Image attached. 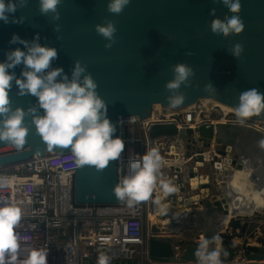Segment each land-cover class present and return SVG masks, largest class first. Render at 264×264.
I'll return each instance as SVG.
<instances>
[{
  "label": "water",
  "instance_id": "water-1",
  "mask_svg": "<svg viewBox=\"0 0 264 264\" xmlns=\"http://www.w3.org/2000/svg\"><path fill=\"white\" fill-rule=\"evenodd\" d=\"M17 4L16 11L9 14V22L0 21V59L5 58L7 50L18 46L9 43L14 32L29 41L38 33L40 43L57 48L58 55L50 68L62 66L63 72L71 76L75 62L79 61L85 66V73L94 78L96 91L106 102L107 115L116 125L114 135L123 136L122 120L126 117H151L156 103L161 104L164 112H178L193 108L200 99L213 98L235 108L241 91L257 88L264 93V0H241L238 15L243 20L244 30L226 37L212 34L210 9L214 8L222 21L233 13L220 4H213L212 0H130L118 14L107 11V0H60L58 19H54L51 12L42 14L39 0H27V3L17 0ZM12 16L23 17V21L14 23ZM109 19L115 23L116 32L111 46L105 47V38L97 33L95 25ZM236 42L243 45L238 57L231 52ZM178 62L190 65L193 73L171 92L165 83L173 78L172 66ZM20 70V65L12 69L17 75ZM206 88L211 91L206 93ZM175 92L182 93L184 100L173 107L166 97ZM9 96L12 109L21 107L25 110L23 122L28 132L25 144L19 150L7 141H0V167H9L51 152H71L69 147L47 149L33 123V116L43 113L35 96L19 95L14 81ZM31 107L36 108L35 113L28 111ZM247 118L264 121V110ZM216 127L217 133L209 122L185 130H179L174 123L156 122L150 125L149 137L154 140L164 136L169 138L168 144L174 145L175 136L193 144L195 136L199 144L197 158L204 161H208L210 156H203L201 152L204 147H211L214 141L215 146L222 145L216 151L223 156L225 163L242 167L240 157L232 156L233 152L240 154L236 140L242 125L221 122ZM261 135L264 136L259 133L258 138H263ZM215 166L221 168L222 162H216ZM121 175L122 152L103 169L98 170L89 164L76 167L75 202L89 205L122 202L113 192ZM193 176L199 174L191 168L190 177ZM211 205L206 203L207 207ZM214 205L221 206V201H215ZM155 209L156 204L153 203L152 211ZM254 215L256 218L264 217L261 212ZM167 216L172 217V212H166L163 217ZM242 218L245 221L243 232L249 221V230L257 226V221L251 217L240 215L229 225H238ZM151 231L157 233L159 229L153 224ZM214 236L217 235L213 228L205 233V238ZM222 236L231 238L226 234ZM197 245L196 242L186 244L181 260H197L194 255ZM247 250L253 251L250 254L252 259L264 258L258 248L249 246ZM149 254L155 261L176 260L172 257L171 242L156 235H152L149 241Z\"/></svg>",
  "mask_w": 264,
  "mask_h": 264
},
{
  "label": "built area",
  "instance_id": "built-area-1",
  "mask_svg": "<svg viewBox=\"0 0 264 264\" xmlns=\"http://www.w3.org/2000/svg\"><path fill=\"white\" fill-rule=\"evenodd\" d=\"M215 112L221 114L219 108L200 99L193 108L183 111L164 112L163 109L153 108L151 117L147 119L129 116L122 120V138L125 146L122 151L121 176L131 174V169L128 168L130 159H139L151 148L159 151L162 163L169 168L166 174L163 173V168L160 169L161 174L158 175L152 191L155 196L150 193L147 200L131 207L125 201L92 205L76 203L74 190L78 166L71 152H51L43 157L35 156L9 167H0V176L10 177L13 181L10 187L0 190V194L21 201L23 209L21 220L17 225L21 257L26 255L31 247H43L47 250L48 264H97L100 253L110 257L109 264H198L197 260H181L186 246L181 244H171L172 257L176 260L155 261L149 254V241L152 235L167 240L185 239L182 233L186 228H197L200 232L192 239L199 243L200 238L205 237L207 230L213 228L219 237L221 264H264V258L252 259L250 254L253 251L247 250L249 246L255 247L259 249V253L264 254L262 243L264 217L256 218L254 213L250 214L251 220L257 221V226L249 230V221L244 232L243 218L238 225H229L238 214H232L231 209L228 208L222 177L230 174L236 166L223 161V156L217 153V148H214V141L213 148L208 151L202 150L203 156L206 154L210 156L208 161H204L197 158L199 144L195 136L193 139L196 151L188 159L180 158V154L183 156L185 152L179 150L186 147V142L177 136L174 145L168 144L169 138L164 136L154 140L149 137L152 123H174L179 130H185L213 120L253 124L264 133V121L244 118V122L241 123L237 116L226 119L229 113H222L219 119H215L212 117ZM163 151L176 157H165L161 154ZM238 157H241V154ZM166 159H171L174 164L167 165ZM191 159L195 160L192 164L189 162ZM199 161L202 163L201 166L196 165ZM216 162H222V167H216ZM205 163L211 164L218 170L216 182L221 186L224 198L217 199L214 195H210L208 191L210 175L205 174L208 182L198 184L203 189L200 198L189 204L186 202V191H183V188L192 179L190 169L203 176L201 170ZM168 179H171L170 183L175 186L176 191L164 195L159 181ZM157 187L159 194L156 192ZM157 200L159 204L156 203ZM217 200L221 201V206L214 205ZM208 202L212 204L210 207L206 206ZM153 203L156 204L155 212L152 211ZM168 203L169 206H166ZM162 208L165 210L161 211ZM168 211L172 212V217H163ZM152 216H155L156 222L151 219ZM166 219L169 221L164 223ZM153 224L159 229L157 233L151 231ZM225 234L230 235L231 238H224L222 235ZM104 238H107L106 242ZM216 246L214 242L209 245V249ZM225 251L227 255L223 254Z\"/></svg>",
  "mask_w": 264,
  "mask_h": 264
},
{
  "label": "clouds",
  "instance_id": "clouds-1",
  "mask_svg": "<svg viewBox=\"0 0 264 264\" xmlns=\"http://www.w3.org/2000/svg\"><path fill=\"white\" fill-rule=\"evenodd\" d=\"M27 3V0H21ZM60 0H39V10L42 14L53 13L58 19L57 5ZM130 0H107V11L120 13ZM213 4L222 5L233 13L223 21L216 15L215 9H210L213 19L210 29L214 36L226 37L239 34L244 30L242 18L238 15L241 0H212ZM18 7L17 0H0V21L9 22V14ZM12 22L19 23L23 17H11ZM95 29L105 38V47H110L116 25L112 20L97 23ZM10 44L18 45L5 53L0 59V141H7L19 150L25 144L28 132L24 124L25 110L21 107L11 108L9 90L14 81L19 95H32L37 98L43 113L33 116L37 133L46 142L47 149L69 147L75 158L76 165H94L103 169L110 160L120 157L125 141L120 135H114L116 125L107 115V105L97 93V83L91 74L85 73V66L76 61L71 76L63 72L62 66L50 68L53 59L58 55L57 48L39 42V34L29 41L17 33L9 39ZM243 51V45L236 42L231 52L238 57ZM20 65L17 75L12 69ZM173 78L166 81L169 90L178 89L182 82L193 73L190 65L178 62L172 66ZM59 77V79L57 78ZM211 89H205L208 93ZM173 107L180 105L184 95L175 92L166 97ZM264 110V93L257 88H249L240 92L235 115L244 122V118ZM29 112L35 113L31 107ZM264 147V139L259 141ZM162 165V157L156 148L147 150L139 159H130L128 168L131 174L118 178L113 187L117 199L125 201L131 207L149 198ZM10 177L0 176V190L10 187ZM164 194L173 193L176 188L168 181H159ZM159 204V200L156 201ZM165 209H161L164 211ZM23 214L21 201L0 194V264H48L47 250L43 247H31L26 255H20V241L17 233ZM105 242L107 238H104ZM211 241L217 246L209 249ZM227 255L225 251L223 253ZM198 264H221V248L219 237H201L194 252ZM110 257L100 253L97 264H109Z\"/></svg>",
  "mask_w": 264,
  "mask_h": 264
},
{
  "label": "bare ground",
  "instance_id": "bare-ground-1",
  "mask_svg": "<svg viewBox=\"0 0 264 264\" xmlns=\"http://www.w3.org/2000/svg\"><path fill=\"white\" fill-rule=\"evenodd\" d=\"M202 100L212 103V105L219 108L223 114L230 112L235 113V108L216 99L203 98ZM154 106H161V104L156 103L153 107ZM221 122L224 121L213 120L212 122H209L215 126L214 132H218L216 126ZM241 125L242 129L236 140V149L238 153L241 154L240 162L243 165L240 168L236 167L230 174L223 176L222 185L226 195L225 199L229 203L228 208L231 209V213L249 216L257 211L264 210V147H261L259 144V141L264 139V136L261 135L263 138H258L260 137L259 133H262L263 135L264 133L258 130L253 124L243 123ZM248 156H250V158ZM166 162L167 165L174 164V161L171 159H166ZM196 165L201 166V161ZM161 168L164 169L163 173L165 174L169 171V168H167L164 163H162ZM159 174H161V172ZM201 182L203 184L208 182L205 175L193 176L189 183H186L189 185L188 187L185 185L183 191H186L187 203L200 198V193L203 189L201 186H198V184ZM156 192L159 194V189ZM166 206H169V203ZM151 219L156 222L155 216H152ZM168 221L169 220L166 219L164 223H167Z\"/></svg>",
  "mask_w": 264,
  "mask_h": 264
},
{
  "label": "rangeland",
  "instance_id": "rangeland-1",
  "mask_svg": "<svg viewBox=\"0 0 264 264\" xmlns=\"http://www.w3.org/2000/svg\"><path fill=\"white\" fill-rule=\"evenodd\" d=\"M153 108H156V109H162L161 106H154ZM216 113V115H215ZM212 114V117H214L215 119H217L218 117H221L222 116V111H221V114L220 113H217L215 112ZM235 113L234 112H230L228 115H226V119L229 118V117H235ZM219 119V118H218ZM139 147V145H138ZM222 147V145H217L216 147L214 146V148H220ZM210 148H213L212 146H207V147H204V149L206 151L210 150ZM180 152H185V155H181L180 154V158L183 159L185 157V159H188L189 157H191L194 152L196 151V148L194 147V144L191 142V141H188L186 142V147L179 150ZM163 156L165 157H168V158H174L176 157V155H169V154H166L165 151H163L161 153ZM232 156L233 157H238L239 155L236 153V152H233L232 153ZM195 160L194 159H191L189 162L192 164ZM202 173L205 174H209L210 175V181H209V186H208V191L210 193V195H214L215 198H224L222 197L223 196V190L221 188V186H219L217 184V180H216V174L218 173V170H216L215 168H213L211 166V164H208V163H205L204 166L202 167ZM168 182L171 181V179H168L167 180ZM187 195V194H186ZM187 197V196H186ZM190 204V203H189ZM234 211V210H233ZM232 211V212H233ZM235 212V211H234ZM257 212H264V210L262 211H257ZM240 215V214H239ZM247 216V215H246ZM200 232L199 229L197 228H186L183 233H182V236H184L183 238L185 239H177V238H170L169 241L171 242V244L173 245H177V244H181L182 246H185L186 244L188 243H191L194 241V239L192 238H195L197 237L198 233ZM190 239H192V241H190Z\"/></svg>",
  "mask_w": 264,
  "mask_h": 264
},
{
  "label": "crops",
  "instance_id": "crops-1",
  "mask_svg": "<svg viewBox=\"0 0 264 264\" xmlns=\"http://www.w3.org/2000/svg\"><path fill=\"white\" fill-rule=\"evenodd\" d=\"M192 241V240H191ZM194 242V241H193Z\"/></svg>",
  "mask_w": 264,
  "mask_h": 264
}]
</instances>
